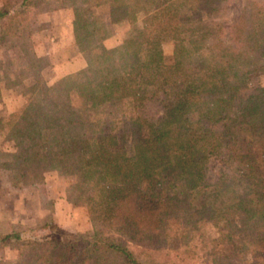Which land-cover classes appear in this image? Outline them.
<instances>
[{"label": "trees", "instance_id": "1", "mask_svg": "<svg viewBox=\"0 0 264 264\" xmlns=\"http://www.w3.org/2000/svg\"><path fill=\"white\" fill-rule=\"evenodd\" d=\"M234 1L225 32L218 19ZM103 3L111 24L133 27L110 49L91 40L99 19L88 12ZM42 6L72 9L87 60L50 86L27 40ZM2 48L24 62L9 83L24 102L6 121L17 174L34 183L59 169L90 219L121 239L14 231L0 248L14 245L15 261L0 264H183L194 253L209 264H264V0H2ZM152 101L162 108L154 121L143 116Z\"/></svg>", "mask_w": 264, "mask_h": 264}, {"label": "rangeland", "instance_id": "2", "mask_svg": "<svg viewBox=\"0 0 264 264\" xmlns=\"http://www.w3.org/2000/svg\"><path fill=\"white\" fill-rule=\"evenodd\" d=\"M106 7V3H103L99 7L93 8L88 14L89 17L99 19L96 23V33L91 38L93 44L101 43L110 49L127 39L132 34L133 27L128 22L111 24L108 20ZM239 7L237 1L231 2L227 5L224 15L218 19L225 32L235 18ZM172 8L181 19L184 17L186 12L180 1H174ZM148 10L149 7H144L143 12L137 17L135 27L141 26L142 19ZM33 16V19L32 16L29 18L34 21L29 28L31 35L27 40L29 44L31 43L30 50L44 61L39 72L43 81L50 86L62 77L84 69L87 60L75 43L72 9L59 7L50 10L42 6L38 14L35 16L33 13ZM162 46L165 57L170 58L173 49L172 43L165 42ZM16 53L15 50L0 49L2 63V65L0 64V236L14 231L45 228V231L48 232L54 230L55 234L62 230L74 235L104 231L121 239L115 233L104 229L90 219L86 203L78 200L77 192L72 189L71 178L59 169L51 170L44 175L43 181L34 183L24 181L17 174L18 165L13 159V155L16 153L15 135L6 126L8 117L15 114L24 102L18 94L19 88L9 84L15 81V77L24 65V62L17 58ZM262 84L264 85V79ZM128 113L130 110H125V114L128 115ZM161 113L162 108L155 101L149 102L146 109L143 110V116L151 121L156 120ZM207 167V178L213 182L217 177L220 165L216 160L211 159ZM131 250L137 255L145 252L134 245H131ZM15 253L14 245L0 248V261L14 262ZM183 264L209 263L205 257L194 253L184 258Z\"/></svg>", "mask_w": 264, "mask_h": 264}, {"label": "crops", "instance_id": "3", "mask_svg": "<svg viewBox=\"0 0 264 264\" xmlns=\"http://www.w3.org/2000/svg\"><path fill=\"white\" fill-rule=\"evenodd\" d=\"M72 72V71H71ZM70 73V72H69Z\"/></svg>", "mask_w": 264, "mask_h": 264}]
</instances>
